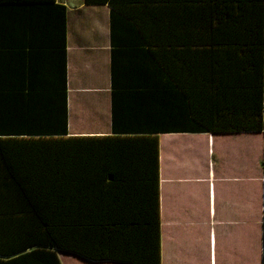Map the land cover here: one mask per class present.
<instances>
[{"label": "trees", "instance_id": "trees-1", "mask_svg": "<svg viewBox=\"0 0 264 264\" xmlns=\"http://www.w3.org/2000/svg\"><path fill=\"white\" fill-rule=\"evenodd\" d=\"M84 1L110 7L113 99L119 79L141 104L68 136L65 7L0 0V264H160L158 134H264V0Z\"/></svg>", "mask_w": 264, "mask_h": 264}, {"label": "crops", "instance_id": "crops-1", "mask_svg": "<svg viewBox=\"0 0 264 264\" xmlns=\"http://www.w3.org/2000/svg\"><path fill=\"white\" fill-rule=\"evenodd\" d=\"M55 3L65 7L67 135H112L115 105L117 128L142 98L140 86L118 79L126 92L113 99L110 7ZM127 57L123 51L116 61L125 66ZM188 119H178L179 132L158 134L160 264H262L264 134L195 133ZM57 254L61 264H127Z\"/></svg>", "mask_w": 264, "mask_h": 264}, {"label": "water", "instance_id": "water-1", "mask_svg": "<svg viewBox=\"0 0 264 264\" xmlns=\"http://www.w3.org/2000/svg\"><path fill=\"white\" fill-rule=\"evenodd\" d=\"M59 251V250H58Z\"/></svg>", "mask_w": 264, "mask_h": 264}]
</instances>
